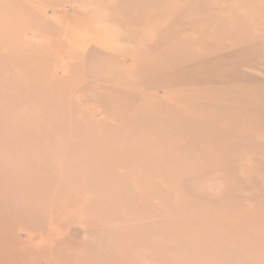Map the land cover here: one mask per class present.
I'll use <instances>...</instances> for the list:
<instances>
[{
    "label": "rangeland",
    "instance_id": "1",
    "mask_svg": "<svg viewBox=\"0 0 264 264\" xmlns=\"http://www.w3.org/2000/svg\"><path fill=\"white\" fill-rule=\"evenodd\" d=\"M160 1L0 0L3 128H58L0 147V264H264V0ZM152 116L171 150L149 173L50 140L119 148Z\"/></svg>",
    "mask_w": 264,
    "mask_h": 264
},
{
    "label": "bare ground",
    "instance_id": "2",
    "mask_svg": "<svg viewBox=\"0 0 264 264\" xmlns=\"http://www.w3.org/2000/svg\"><path fill=\"white\" fill-rule=\"evenodd\" d=\"M160 1V0H159ZM187 1V0H186ZM185 1V2H186ZM157 2V1H156ZM155 2V3H156ZM161 2V1H160ZM164 1H162L161 3H163ZM168 2V1H166ZM166 2H164L166 4ZM188 2V1H187ZM211 2V1H210ZM261 2V0H260ZM264 2V1H263ZM164 4V5H165ZM160 5V4H159ZM158 5V6H159ZM188 5V4H187ZM190 5V4H189ZM162 6V5H161ZM160 7V6H159ZM191 7V6H189ZM167 8V7H166ZM188 8V7H186ZM192 8H193V5H192ZM164 9V8H163ZM160 10V9H159ZM167 10V9H166ZM186 10V9H185ZM188 10V9H187ZM186 10V11H187ZM248 10V9H246ZM256 10V9H255ZM154 11V10H153ZM191 10H189L190 12ZM195 11V10H194ZM55 12V11H54ZM155 13H157L156 11H154ZM177 12V11H175ZM185 12V11H184ZM183 12V13H184ZM197 12V11H195ZM255 12V11H254ZM261 12V11H260ZM57 13V12H56ZM60 13V12H59ZM76 13V12H75ZM153 13V12H152ZM249 13V12H248ZM151 14V13H150ZM149 14V15H150ZM161 14V13H160ZM163 14V13H162ZM176 14V13H175ZM187 14V13H186ZM251 14V13H250ZM248 14V16L250 15ZM258 14V13H257ZM261 14H263L261 12ZM63 15V14H62ZM154 15V14H153ZM156 15V14H155ZM164 15V14H163ZM179 15H182V14H179ZM230 15V13H229ZM150 17V16H149ZM161 17V16H160ZM97 19V18H96ZM151 19V18H149ZM161 19H163L161 17ZM264 19V18H263ZM69 20V19H68ZM236 20V19H234ZM255 20V19H254ZM162 22V20H160ZM239 22V20H237ZM255 23V21H253ZM252 22V23H253ZM259 22V21H258ZM264 22V21H263ZM244 24H248V23H244ZM256 24V23H255ZM262 24V22H261ZM260 24V25H261ZM160 25V24H159ZM217 25V24H216ZM254 25V24H253ZM257 25V24H256ZM254 25V26H256ZM264 25V24H263ZM262 25V27H263ZM244 26H247V25H244ZM250 26V25H249ZM258 27H261L259 25H257ZM253 27V26H252ZM257 27V28H258ZM68 28V27H67ZM214 28V27H213ZM248 28V27H247ZM67 30V29H66ZM249 30V29H248ZM264 31V29L261 28V33ZM219 31V30H218ZM217 31V32H218ZM255 31V30H254ZM258 31V30H257ZM216 32V31H215ZM256 32V31H255ZM264 33V32H263ZM66 35V33H65ZM177 35V34H176ZM175 35V36H176ZM252 35V34H251ZM255 35V34H254ZM262 35V34H260ZM264 35V34H263ZM160 36V35H159ZM174 36V35H173ZM158 38V36H156ZM169 37V36H167ZM263 37V36H262ZM183 39V38H182ZM255 40H258L257 38ZM175 42V41H174ZM173 42V43H174ZM178 42V41H176ZM172 45L173 43L170 42ZM186 44V43H185ZM184 45V44H183ZM185 46V45H184ZM163 48V47H162ZM175 47H173L172 49H174ZM169 49V47H168ZM178 47L175 48L174 50H171V51H168L169 53H173V51H178ZM170 50V49H169ZM155 51V50H154ZM153 51V52H154ZM162 52L160 53H164V50L162 49L161 50ZM167 52V53H168ZM159 53V55H160ZM60 54V53H59ZM163 55V54H162ZM160 55L159 57H164ZM178 55V54H177ZM172 56V57H171ZM157 57V58H159ZM177 57V56H176ZM165 59L161 61V63L159 64L161 66V64H168L169 62L170 63H174L176 64L177 61H174V54H169L168 56H165L164 57ZM145 87V86H144ZM148 88V87H147ZM143 89V88H142ZM137 111L139 110H145V108H143L142 105L140 106H137L135 108ZM178 112L179 110L176 108V110L173 112H168L169 115H170V120H173V118L178 115ZM153 113V112H152ZM188 117V116H187ZM156 117L152 116L151 119H147L148 122L147 123V127L143 130L141 129H135V130H138L140 131L139 133H143L144 135H138L136 133H130V135L128 136V138L126 140L124 139H120L119 142H117L118 144H121L119 146V148H110L107 144L105 145L104 142H106V138H104V136H101L102 138L99 139V138H96V137H90L89 138V135H83V137H77V136H74V138H66L65 140L64 139H59V138H51L50 140H52L51 142L53 143V145H55L56 147H67V146H70L72 144L74 145H77L76 147L79 148V150L82 151V153L78 156V159L81 160V162L79 164L76 163V166L74 167L75 169L77 170H80V171H83L84 173L86 172V170L89 171V168L93 165V160L95 161V166H99V167H105V166H109V171L107 173V175H113L111 174V169H113V158H115V150L119 151L120 153H131V154H134V159H141L142 162H135L132 166V164H130L129 167L127 168H124V165L126 164L125 162H121L123 163L120 168H124V169H129L130 167L131 170H128L126 171V174L131 172V171H136L138 170L139 168V172L140 171H143L142 169H144L146 171V173H149V169L152 168L153 165L156 164V166H164L163 164V160L164 158L168 157V155L170 154L169 152H167V150H171L169 149V147L165 144H157L158 146H156V144H153L149 139L148 137L150 136H153L155 135V133L157 134L156 131H154V129L151 127L153 126L156 122ZM3 119L4 118H0V147L3 146V145H8L11 144V142H15L16 141V144L19 146H22V147H27V146H31L33 144V141L34 140H38V142L40 143H44L46 141V138L47 136L50 137V135H53L52 133H56L55 131H57L58 128L55 127V123L52 121V119L50 121H46V122H42L41 120H33L32 122H28V123H17L12 117V123L10 124L11 126L9 128H3ZM141 120H143L144 122V118L143 117H140ZM206 119V118H205ZM139 120V118H138ZM199 119H196L194 121H196V123H194V126L195 127H200V126H204L206 125V121L205 120H199ZM264 118L260 117L259 118V122H258V119L254 120V123H253V127H254V131L256 132V134H259L261 133L264 129H263V121ZM129 122V121H128ZM142 122V121H141ZM193 122V121H192ZM259 123V124H258ZM20 124V125H19ZM248 124V125H247ZM251 123L246 121V126H249ZM221 126V125H220ZM215 131V130H214ZM164 132V131H163ZM4 135H1L3 134ZM83 133V132H82ZM160 133V132H159ZM165 133V132H164ZM264 133V131H263ZM171 134V133H170ZM168 134V135H170ZM167 135V136H168ZM32 138H35L34 140H30ZM139 137H141L142 139H139ZM147 137V138H146ZM171 137V136H169ZM114 138V141H115V136L113 137ZM98 139V140H96ZM136 139H139V140H136ZM165 139V137H164ZM68 140L69 142V145H65V141ZM70 140V141H69ZM109 141V140H108ZM138 141V142H137ZM155 147V148H154ZM218 148H221V146H218ZM114 149V150H113ZM151 149V150H150ZM144 151H150L151 153L150 154H145ZM147 153V152H146ZM111 157L110 159H108L109 157ZM203 156H206L208 159L211 158V156L209 155H203ZM108 157V158H107ZM125 156H122L121 157V161L123 160ZM55 158V157H54ZM56 159V158H55ZM158 159L159 160V163H157L155 160ZM77 160L76 157H74V161ZM126 161V160H125ZM128 161V160H127ZM140 163V164H139ZM73 166L72 164H68V166ZM78 165V166H77ZM135 165V166H134ZM137 167V168H135ZM111 168V169H110ZM87 171V172H88ZM66 171L63 172V174L65 175ZM90 174V173H88ZM104 174L106 175V172H104ZM171 174V173H169ZM61 174H59L58 176H60ZM63 175V176H64ZM101 176H103L101 174ZM167 177L169 175H166ZM170 177V176H169ZM167 179V178H166ZM168 182L167 183H170L171 184V180L168 178L167 179ZM65 181L67 182V179H63L62 182L65 183ZM157 181H160L157 180ZM161 184V182H159ZM132 186V185H131ZM135 187V186H134ZM101 190V189H100ZM98 191V190H97ZM102 192V191H101ZM103 193V192H102ZM140 195V194H139ZM143 196V194L141 195ZM83 200V199H82ZM140 220H142V218L140 217ZM112 221V220H111ZM113 222V221H112ZM141 224H140V230H142L144 228L143 226V222L140 221ZM111 224V223H110ZM113 225V223H112ZM83 229V228H82ZM25 235V234H24ZM52 235V234H51ZM49 237V236H48ZM128 237V236H127ZM135 237V236H134ZM46 239V238H45ZM40 240V239H39ZM44 240V239H42ZM41 241V240H40ZM48 240L46 239V242ZM34 244V243H33Z\"/></svg>",
    "mask_w": 264,
    "mask_h": 264
}]
</instances>
